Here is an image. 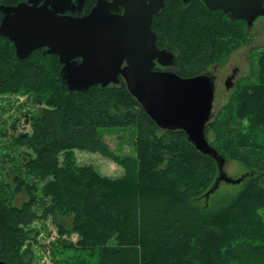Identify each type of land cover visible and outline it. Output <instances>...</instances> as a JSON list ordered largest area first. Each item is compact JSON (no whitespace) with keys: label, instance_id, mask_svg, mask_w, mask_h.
<instances>
[{"label":"trees","instance_id":"trees-1","mask_svg":"<svg viewBox=\"0 0 264 264\" xmlns=\"http://www.w3.org/2000/svg\"><path fill=\"white\" fill-rule=\"evenodd\" d=\"M151 30L157 47L176 55L182 77L208 71L249 39L244 20L203 0H164ZM60 67L55 54L37 49L19 58L0 35V92L24 93L33 108L31 131L12 137L13 146L25 148L17 155L24 173L5 174L11 197L0 194V260L33 264L38 232L26 228L49 220L62 244L57 264H264V50L205 126L226 159L249 168L238 195L217 208L199 203L215 181L216 162L183 130L158 127L122 79L67 91ZM107 128L128 131L135 154L116 153ZM76 149L107 157L123 172L80 164ZM18 194L27 199L14 203Z\"/></svg>","mask_w":264,"mask_h":264},{"label":"water","instance_id":"water-1","mask_svg":"<svg viewBox=\"0 0 264 264\" xmlns=\"http://www.w3.org/2000/svg\"><path fill=\"white\" fill-rule=\"evenodd\" d=\"M203 1L210 10L244 20L246 27L264 17V0ZM119 5L122 13H113ZM163 6L164 0H98L88 14L78 17L58 15L46 5H0V35L13 43L19 58L43 46L44 53L58 55L62 63L58 78L67 91L118 84L122 79L158 127L183 130L197 151L215 160L218 173L205 193L208 198L220 183L238 184L245 173L229 176L223 169L226 158L205 136L212 116L214 75L204 71L182 77L154 69L155 62L169 64L174 55L157 47L151 30L152 18ZM230 80L226 79V88L231 87ZM0 264L10 263L0 260Z\"/></svg>","mask_w":264,"mask_h":264},{"label":"rangeland","instance_id":"rangeland-1","mask_svg":"<svg viewBox=\"0 0 264 264\" xmlns=\"http://www.w3.org/2000/svg\"><path fill=\"white\" fill-rule=\"evenodd\" d=\"M247 33L249 39L245 44L232 49L223 62L208 66L207 70L216 75L211 119L227 104L239 83L247 79L252 71V59L258 52L264 50V17L260 16L255 19L253 24L247 28ZM233 68L237 69L234 84L230 88H226L223 80L226 75H230ZM32 110L33 108H30V105L27 104L26 94L0 92V194H2V198L7 200L11 197V190L6 185L7 182H10V179H5V174L17 170L19 173L20 171L24 173L20 162L17 161V155L25 148L13 146L12 137L31 131L30 121H27V119ZM103 135L116 153L121 155L135 154L131 134L128 131L107 128L104 129ZM207 136L209 141L213 140L211 132L207 133ZM74 153L78 163L92 164L102 174L118 175L123 172V169L116 162L98 153L77 149ZM223 169L229 176L234 178L249 170L244 162L237 158H227L223 164ZM241 189V184L221 183L218 189L210 194L208 198L200 197L199 203L210 208H217L233 200ZM25 199H27L25 194H18L14 199L12 198L16 204ZM26 229L34 231L35 235L38 232L30 247L33 252L32 263L57 264L54 253H56V246H62V244L59 242V235L50 221L47 220L46 225H44L42 221L37 220L29 224ZM47 231L49 233H46ZM69 238L71 241H76L77 235L73 233Z\"/></svg>","mask_w":264,"mask_h":264},{"label":"flooded vegetation","instance_id":"flooded-vegetation-1","mask_svg":"<svg viewBox=\"0 0 264 264\" xmlns=\"http://www.w3.org/2000/svg\"><path fill=\"white\" fill-rule=\"evenodd\" d=\"M106 1L111 2L112 0H106ZM97 2H98V0H4V1L1 0L0 5L15 6L19 3H26L28 5L35 4L36 6L46 5V8L54 11L58 15H69V16L80 17V16H84V15L88 14L91 11V9L97 4ZM122 11H123V6L119 5L118 9L114 10L113 13H119L120 14V13H122ZM0 14H1V18H2L1 11H0ZM1 18H0V21H1ZM247 28L248 27H246V30H247ZM46 49L47 48L45 46H43L41 48H37V50H39L43 54H44V51ZM46 54H48V53H46ZM56 56L58 57V55H56ZM78 60H81V58H78ZM58 61L60 62L59 58H58ZM170 61L171 62L169 64H165V65H161V64H159V62H155L154 69H156V70H171V71L175 72L176 74H178L176 72V66H175L176 55H173V59H171ZM61 66H62V63H61ZM236 71H237V69L233 68L230 75L225 76V78L223 80V83L225 86H226V79L228 77L231 78V80L229 82L231 84V86L234 84ZM214 79L216 81V75H214Z\"/></svg>","mask_w":264,"mask_h":264}]
</instances>
